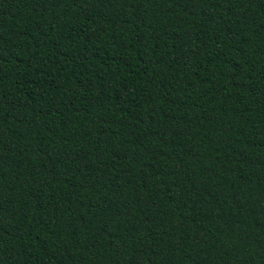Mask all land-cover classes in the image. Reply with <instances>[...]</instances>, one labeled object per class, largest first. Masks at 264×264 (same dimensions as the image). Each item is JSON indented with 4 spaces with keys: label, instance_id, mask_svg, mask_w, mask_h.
<instances>
[{
    "label": "trees",
    "instance_id": "trees-1",
    "mask_svg": "<svg viewBox=\"0 0 264 264\" xmlns=\"http://www.w3.org/2000/svg\"><path fill=\"white\" fill-rule=\"evenodd\" d=\"M0 264H264V0H0Z\"/></svg>",
    "mask_w": 264,
    "mask_h": 264
}]
</instances>
